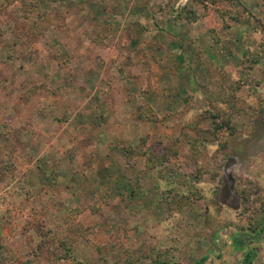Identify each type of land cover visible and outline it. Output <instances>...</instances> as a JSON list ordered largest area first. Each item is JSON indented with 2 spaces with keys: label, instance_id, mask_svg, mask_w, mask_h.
Listing matches in <instances>:
<instances>
[{
  "label": "rangeland",
  "instance_id": "obj_1",
  "mask_svg": "<svg viewBox=\"0 0 264 264\" xmlns=\"http://www.w3.org/2000/svg\"><path fill=\"white\" fill-rule=\"evenodd\" d=\"M0 264H264V0H0Z\"/></svg>",
  "mask_w": 264,
  "mask_h": 264
},
{
  "label": "crops",
  "instance_id": "obj_2",
  "mask_svg": "<svg viewBox=\"0 0 264 264\" xmlns=\"http://www.w3.org/2000/svg\"><path fill=\"white\" fill-rule=\"evenodd\" d=\"M137 157H140L141 159H144V157H143L142 155H139V156H137Z\"/></svg>",
  "mask_w": 264,
  "mask_h": 264
}]
</instances>
